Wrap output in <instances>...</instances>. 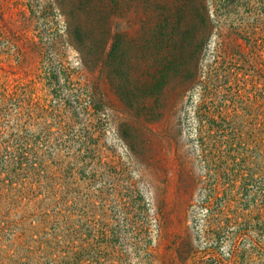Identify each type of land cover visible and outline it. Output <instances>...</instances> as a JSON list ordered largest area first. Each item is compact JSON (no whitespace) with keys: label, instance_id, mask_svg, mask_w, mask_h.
Masks as SVG:
<instances>
[{"label":"rangeland","instance_id":"rangeland-1","mask_svg":"<svg viewBox=\"0 0 264 264\" xmlns=\"http://www.w3.org/2000/svg\"><path fill=\"white\" fill-rule=\"evenodd\" d=\"M130 2L131 8L127 5L124 13L113 17L112 26L113 34L121 33L116 39L121 55L116 57L126 61L123 68L129 77L119 82L114 75L119 67L106 61L102 86L111 110L100 128L98 152L91 156L93 174L89 169L75 174L76 185L65 192L60 211L47 200H37L10 218L13 223L24 218L22 227L0 224L2 232L17 228L40 242L16 246L3 234L0 264H65L63 254L69 244L77 250L75 264H227L218 261L229 257L234 238L242 235V250L229 264H264V250L254 247L264 243V227H238L242 215L251 210L250 219L255 217L256 208L264 203V130L256 127L260 113L255 106L236 94L240 78L234 76L243 68L242 74L254 81L263 74L264 83V69L251 60L243 63L239 52L242 40L258 38V31L240 6H230L210 23L212 34L200 54L203 83L190 87L170 112L167 125L176 144L164 147L158 137L143 130L139 106L143 56L147 47L157 51L153 38L158 30L151 32L144 23L147 2ZM28 3L0 0V93L9 89L24 109L20 119L15 105L1 109L0 129L8 135L23 132L21 126L27 131L25 109L34 84L37 100L43 97L35 77L40 49L34 48L37 32ZM97 36H104L97 41L106 39L104 34ZM55 46L59 60L71 73L77 72L74 47L64 37ZM80 73L89 75L85 68ZM114 93L139 107H123ZM228 100L233 104L225 111ZM160 125L150 127L160 132ZM146 138L151 143L145 147ZM216 184L225 194L213 192L211 204H204L209 188ZM51 213L60 214L63 224L49 220ZM27 251L30 259L23 257Z\"/></svg>","mask_w":264,"mask_h":264},{"label":"trees","instance_id":"trees-1","mask_svg":"<svg viewBox=\"0 0 264 264\" xmlns=\"http://www.w3.org/2000/svg\"><path fill=\"white\" fill-rule=\"evenodd\" d=\"M145 1L147 9L144 23L151 32L154 28L159 32L153 38V46L157 51L152 53V49L147 47L143 56L141 75L144 84L141 93L143 100L139 105L142 120L140 124L146 134L151 133L158 137L159 143L164 147H172L176 142L167 125L170 112L190 87L203 83V75L199 71L200 54L202 46L212 34L210 23L221 17L230 6L244 9L247 19H251L254 24V31H258V38L242 40L239 51L242 62L251 60L250 64L255 62L264 69V0ZM127 2L128 0H29L27 8L37 32L34 48L36 52L40 49V53L37 52L40 68L35 77L42 85L43 97L37 100L34 84L32 100H29L30 103L25 109L27 123L30 122L27 131L21 126L20 131L23 132L8 135L0 129L1 227H22L24 218L14 223L10 218L25 212L37 200H47L51 207L61 210L65 192L76 185L72 181L75 174L79 175L78 171L84 169H89L93 174L91 156L98 152L100 128L107 121L108 112L111 110V100L102 86L103 80L105 81L103 74L106 61L110 59L119 67L114 74L119 82L129 77L123 68L126 61L121 62L116 57L121 55L119 42L116 40L121 33H112V26L116 24L113 17L124 13L127 5L131 8L129 4L132 2ZM150 8L152 11L149 14ZM118 26L117 29L120 28ZM99 33L106 36L104 41H97L104 39V36L98 38ZM59 37H64L78 53L79 64L75 73H71L58 58L55 42ZM83 68L89 75L80 73ZM241 70L243 68L234 75L240 78L236 94L246 98L249 105L255 106L260 113L256 127L264 130V83L261 82L263 74L254 81L242 74ZM8 90H1L0 112L2 113L1 109L6 104L15 105L16 117L20 119L24 109ZM120 96L122 97L121 94H116L123 107H139H134V101L121 99ZM226 104L223 108L225 111L230 109L233 101L228 100ZM183 113L185 117L186 111ZM181 119L180 115L179 121ZM155 123L161 124L160 132H153L150 127ZM150 143V139L146 138L145 147ZM67 177H71L70 181ZM217 191L225 194L223 188L216 184L209 188L203 203L211 204V194L218 193ZM261 202L255 210V217L251 219V210L248 211L250 207L245 209L248 215H242V223L238 227H264V203ZM210 215L209 207L206 216ZM51 218L52 222L62 223L60 214L56 213L52 217L51 213L49 220ZM9 229L7 228L8 233L5 232L6 229L3 232L0 230V241L3 234H7L6 241L16 246L24 245L30 240L40 243L35 237H25L17 228ZM244 237L245 235L236 236L229 257H221L218 263L229 264L238 258ZM68 246L63 254L64 262L75 264L77 250L71 244ZM254 247L264 250V243H255ZM31 256L27 251L23 257L30 259ZM54 257L57 258L56 255Z\"/></svg>","mask_w":264,"mask_h":264}]
</instances>
